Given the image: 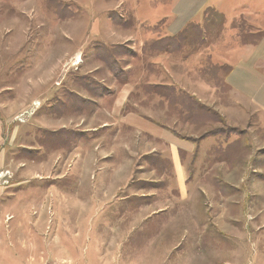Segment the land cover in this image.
I'll return each instance as SVG.
<instances>
[{
	"label": "rangeland",
	"instance_id": "obj_1",
	"mask_svg": "<svg viewBox=\"0 0 264 264\" xmlns=\"http://www.w3.org/2000/svg\"><path fill=\"white\" fill-rule=\"evenodd\" d=\"M25 1L0 0V182L7 180L4 183L8 187H18L22 184L12 181L25 176L28 178L23 183L30 185L39 179L44 188L50 185L54 190L66 185L69 190L75 186L73 190H78L82 186L88 200L98 201L94 198L98 196V174L115 172L129 180L119 197L123 190L129 197L135 190L131 198L134 205L136 197L147 191L143 187L148 186L169 203L172 199L176 202L172 211L187 209L191 201L177 199L179 189L173 182L176 168L169 157L170 146L148 142L138 130L98 139V129L103 127H138L149 120L179 139H197L203 145L194 167L200 181L193 179L188 185L198 182L201 193L215 194L204 197L201 210L198 208L199 216L206 211L214 224L202 223L184 241H220L221 245H215L220 249L221 241H225V249L241 251L244 264H264V247H260L261 242L264 245V132L254 119L243 126L237 117L228 115L232 103L225 76L230 68L219 62L226 55L224 18L207 9L203 24H192L176 39L150 42L149 53L143 52L139 43L127 42L126 37L117 39L116 46L100 48L88 38L96 31L91 21L85 27L87 46L82 50L80 45V51L70 55L73 44L77 45L70 39L71 44L62 45L63 29L79 25L75 24L77 19L91 11L70 0L38 6ZM72 20L74 23L69 24ZM233 26L242 43L258 36L252 34L245 20ZM16 31H24L28 37L17 40ZM45 31L55 38L50 34L45 37ZM18 46L22 47L20 53H16ZM35 48L41 51L40 56L55 49L52 68L47 60L35 70ZM159 49L166 51L159 54ZM85 63L87 66H83ZM116 80L119 84L133 80L135 84L123 88L114 105L110 97L107 102L100 97L114 91L118 94ZM207 158L225 163L214 165L215 171L207 174L211 168L203 161ZM84 177H88L86 182ZM56 200L52 198L43 219L52 227L50 236L62 235L61 243L66 246L71 242L64 249L71 257L54 250L48 264H98V248L103 253L112 249L113 257L121 262L129 255H143L142 241L165 239L168 232L159 230L161 224L131 232L129 226L128 237L122 238L124 232L128 233L127 225L118 227L128 215L98 213L89 202L92 212L75 214ZM121 204L116 209H122ZM35 214L39 217L40 211ZM67 226H71L69 233L63 229ZM108 241L134 243L113 245ZM231 259L239 264L235 256Z\"/></svg>",
	"mask_w": 264,
	"mask_h": 264
},
{
	"label": "crops",
	"instance_id": "obj_2",
	"mask_svg": "<svg viewBox=\"0 0 264 264\" xmlns=\"http://www.w3.org/2000/svg\"><path fill=\"white\" fill-rule=\"evenodd\" d=\"M8 1L11 0H3V3ZM16 1L20 4L23 3L22 0ZM50 1L54 0H26L25 4L38 6L42 3L46 4V2L48 4ZM70 1H75L80 6L91 11L88 14L85 13L86 17L82 16L77 19L75 24L79 23V25L76 24L79 29L74 25L63 29V36L61 35V37L65 41L62 42V45L71 44L72 42L77 45L73 44L72 49H74H69L70 55L78 50L80 51L81 48L82 50L85 49L87 46L84 44L88 36L85 28L87 22H95L96 31L88 38L93 40L96 45L99 43L100 48L116 46L115 41L117 39L126 37L127 42H135L136 45L139 43L142 51L149 53L150 42L160 43L166 39H176L184 34L192 24H203L202 21H205V11L207 9L218 13L224 18L225 27L227 28L225 31L227 41L223 44L226 55L223 59L219 58V62L228 65L230 68L225 76V85L228 88L229 99L232 103V107L228 110V115L237 117L238 123L243 126H246L250 120L254 119L256 126H260L264 132V0ZM240 19L248 22L252 34L258 35L254 41L242 43L239 39L233 24ZM73 20L69 21V24L74 23L75 20ZM24 34V31H18L14 37L25 39L28 35L25 36ZM46 34L47 36L50 34V37H53L51 35L53 33L50 31H45V37H47ZM58 36L60 37L59 33ZM80 45H82L81 48ZM21 48V46H18L16 53H20ZM35 49V52H32L33 55H36L34 66L37 68L35 70L38 69L39 65L45 64L47 60H50V67L46 66V68H52L54 65L53 55L56 59L55 49L52 50V54H45V56H40L41 51L39 52L38 48ZM165 51L157 50L159 54ZM83 66H87V64L85 63ZM116 83L119 86L117 88L118 94L113 90L114 92L110 95L100 97L103 101L107 102L110 97L112 104L115 105L122 89L134 85L135 81L130 80L129 82H121L124 84H119L118 80H116ZM117 127L106 126L98 129V139L108 134L114 135L124 132L132 134L133 131L138 130L145 135L148 142L170 146L171 154L169 157L172 160L171 164L176 168L173 182L179 189L177 199H181L183 203L191 201L187 209L172 211L171 207L175 206L176 202L172 199V202L169 203V200L164 198L161 193L155 189V191H151V187L148 186L143 187V190L147 191L136 197L138 200L135 203L137 210L133 209L136 206L131 198L135 197V190L131 191L130 197L125 196L126 190H123L119 197L120 189L128 187L129 180L127 181V178L115 174V172L98 174V196H94V198L99 200H92L93 202L88 200L89 197L87 198L86 192H81L82 186H79L78 190H73L76 186L71 187V190H69L67 185L62 186L61 190H54L50 185H46L48 188H44L39 179H34L35 181H32L30 185L28 184L29 182L23 183V180L27 181L25 178L28 177L21 176L18 177L19 179L16 182H14L15 180L12 181V183L22 184L18 187L15 185V188L12 186L8 187L4 183L7 180H1L0 264H48L53 258L54 250H57L60 255L68 254V251L66 253L64 249L66 250V247L71 242L69 241L66 246L61 243L62 235L50 236L52 227L47 223V219H43V216L45 217L46 215L45 211L51 207L52 198L53 200L57 199L60 205L68 206V211L75 214H87L88 210L92 212L88 208L89 202V204H93V210L98 211V213L114 211L128 215L125 221L120 220V227H118L123 229L124 225H127L128 233L124 232L122 238L128 237L129 226L130 232L140 227L147 228L149 225L154 227L155 224H161L159 230H168L165 239L142 241L144 246L143 255H129L126 260L123 259L121 262L113 257L114 252L112 249L104 252V255L103 251L98 248V253H96L98 255V264H234L236 260L231 259L233 256L237 259L240 256L238 259L239 264H244L241 261V251L237 249L232 252L228 247L225 249L223 245L225 241H221L223 243L221 249L215 248L216 243H220V241H184L185 236L199 229V225L202 223L209 222L214 224L211 216L206 211L203 210L204 215L200 217L198 208L203 203L202 199H205L204 197L206 199L212 198L215 194L211 191L204 194L201 193L198 182L188 185L193 179L200 181L194 167L199 163L200 147L203 145L197 139L193 141L179 139L172 131L167 130V128H161V126L154 123L152 124L149 120L144 124L141 123L138 127L132 124H123L119 128ZM203 161H206L207 167H211L210 169L208 168L207 174L213 172L214 165L225 163L222 160L220 163L217 158H207ZM226 176L229 177L228 174ZM84 178L86 182L88 177ZM119 202L122 203L120 205L122 209H116ZM199 209L201 210V208ZM35 211H40L39 217L36 216ZM168 214H171V216L166 217ZM153 219L154 223L151 222ZM118 224L119 222L116 226ZM116 226L112 225L111 227L114 229ZM70 228L71 226L63 227L66 233H69ZM170 230L174 231L173 235H171ZM62 234L65 233L62 232ZM68 235L70 236V234ZM167 237H170V240ZM55 238L58 240H55ZM45 241H50V243L44 245ZM108 242V244L118 245L120 241ZM131 243H134V241H122L119 245H131ZM260 244L262 245V242ZM43 245L47 248V252H45ZM261 245L260 247L263 248L264 245ZM55 246L57 248H54ZM201 246H206V250L201 248ZM174 250V255L167 258L168 254L170 255ZM68 257L71 256L69 255Z\"/></svg>",
	"mask_w": 264,
	"mask_h": 264
}]
</instances>
